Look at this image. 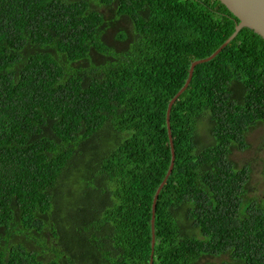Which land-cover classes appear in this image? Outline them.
I'll use <instances>...</instances> for the list:
<instances>
[{
	"label": "trees",
	"instance_id": "trees-1",
	"mask_svg": "<svg viewBox=\"0 0 264 264\" xmlns=\"http://www.w3.org/2000/svg\"><path fill=\"white\" fill-rule=\"evenodd\" d=\"M237 21L220 0H0V264H264V194L232 158L264 125L248 27L172 105L152 248L168 103Z\"/></svg>",
	"mask_w": 264,
	"mask_h": 264
},
{
	"label": "water",
	"instance_id": "water-1",
	"mask_svg": "<svg viewBox=\"0 0 264 264\" xmlns=\"http://www.w3.org/2000/svg\"><path fill=\"white\" fill-rule=\"evenodd\" d=\"M220 1L224 3L227 6V8L238 18V21L235 25V30L211 55L205 58L194 60L191 63L188 77L184 85L177 91V93L171 98V100L168 103L166 120H167V127H168L169 139L171 144V160L167 172L162 182L160 183L159 187L157 188L153 198L152 218H151L152 248H154L155 246L154 220H155L157 199L162 187L165 185L166 181L168 180L169 176L172 173L175 162V148H174V142H173L171 126H170V114L173 103L181 95V93L188 87L195 66L198 63L213 59L226 45L230 43L232 39L236 37V35L242 28L248 27L264 38V0H220ZM152 261L153 260L151 257V264Z\"/></svg>",
	"mask_w": 264,
	"mask_h": 264
},
{
	"label": "rangeland",
	"instance_id": "rangeland-1",
	"mask_svg": "<svg viewBox=\"0 0 264 264\" xmlns=\"http://www.w3.org/2000/svg\"><path fill=\"white\" fill-rule=\"evenodd\" d=\"M105 10V9H103ZM202 126V125H201ZM247 139L251 146L245 151L235 150L232 154V158L238 163V165L249 164L252 168L251 183L254 192L260 195L264 194V125H257L247 135ZM217 262H221L223 257L214 259Z\"/></svg>",
	"mask_w": 264,
	"mask_h": 264
}]
</instances>
